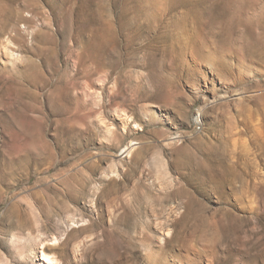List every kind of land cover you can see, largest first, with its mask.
<instances>
[{
	"label": "rangeland",
	"instance_id": "obj_1",
	"mask_svg": "<svg viewBox=\"0 0 264 264\" xmlns=\"http://www.w3.org/2000/svg\"><path fill=\"white\" fill-rule=\"evenodd\" d=\"M0 264H264V0H0Z\"/></svg>",
	"mask_w": 264,
	"mask_h": 264
},
{
	"label": "bare ground",
	"instance_id": "obj_2",
	"mask_svg": "<svg viewBox=\"0 0 264 264\" xmlns=\"http://www.w3.org/2000/svg\"><path fill=\"white\" fill-rule=\"evenodd\" d=\"M19 207V205L17 203H14L11 205V208L14 209L13 213H15L16 211H18L19 209H17ZM43 256L46 257L45 254H42Z\"/></svg>",
	"mask_w": 264,
	"mask_h": 264
}]
</instances>
